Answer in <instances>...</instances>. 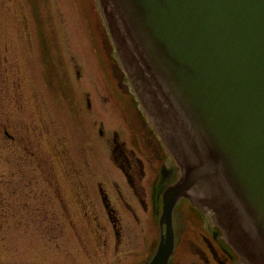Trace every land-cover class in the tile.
Wrapping results in <instances>:
<instances>
[{
  "label": "water",
  "instance_id": "obj_1",
  "mask_svg": "<svg viewBox=\"0 0 264 264\" xmlns=\"http://www.w3.org/2000/svg\"><path fill=\"white\" fill-rule=\"evenodd\" d=\"M106 10V0H102ZM122 52L181 179L150 264L174 250L182 197L214 212L246 264H264V0H109Z\"/></svg>",
  "mask_w": 264,
  "mask_h": 264
},
{
  "label": "rangeland",
  "instance_id": "obj_2",
  "mask_svg": "<svg viewBox=\"0 0 264 264\" xmlns=\"http://www.w3.org/2000/svg\"><path fill=\"white\" fill-rule=\"evenodd\" d=\"M109 3L106 0L105 10L102 0H91V4L88 0H0V69L9 73V79L0 80V177L9 171L4 162L7 156L3 127L11 121L19 125L9 124L7 129L17 138H28V153L45 155L48 171L44 174L32 171L36 169L28 165L29 185L59 187L65 192L60 195L64 198V188L90 182L89 171L92 185L103 172L121 181L120 170L109 158L99 129L107 134L108 129L118 128L131 147L136 144L128 126L129 109L117 97L121 94L118 79L111 66L105 64L106 54L92 42V34H98L101 23L104 37L106 28L109 32L112 55L126 74V85L137 94L140 106L143 101L138 96L141 87L145 92L146 87L130 77L133 65L128 64L122 52L127 34ZM117 72L123 74L119 69ZM6 85L8 88L1 91ZM148 118L153 122L151 113ZM159 131L163 133L160 128ZM18 152L13 149L14 173L19 164ZM62 153L70 156L72 165L63 162ZM85 154L87 160L83 158ZM168 156L179 167L181 178L180 165L169 152ZM146 164L150 176H154L157 169L150 162ZM148 180L147 185L151 182ZM14 181L21 184L19 175ZM106 185L111 187L107 177ZM208 213L213 218L214 212ZM33 219L23 226H0V247L10 250L14 261L19 259L20 263L21 257L27 258L28 264H70L68 261L76 257L87 262L77 241L80 238L86 242L83 222L72 221L70 225L61 220L56 225H46Z\"/></svg>",
  "mask_w": 264,
  "mask_h": 264
},
{
  "label": "flooded vegetation",
  "instance_id": "obj_3",
  "mask_svg": "<svg viewBox=\"0 0 264 264\" xmlns=\"http://www.w3.org/2000/svg\"><path fill=\"white\" fill-rule=\"evenodd\" d=\"M88 1L91 4V0ZM101 25L98 34H92V42L106 54L108 61L105 64L109 68L111 66L115 79H118L116 84L121 94H117V97L129 109L128 126L136 144L131 147L118 128L108 129L107 134L102 128L99 129L109 158L120 170L121 181L103 172L101 178L97 176L99 179L92 185L93 176L89 171L90 182L78 181L81 182L79 186L64 188V198L60 195L65 192L59 187L38 188L29 185L26 181V176L31 174L29 166L36 169L32 171L41 174L48 171L44 164L45 155L28 153V138H17L7 129L9 124L16 127L18 123L6 122L3 128L7 157L4 162L9 166V171L0 177V226L11 223L23 226L33 218L46 225H56L61 220L70 225L72 221L83 222L86 242L80 238L77 241L87 262L75 257L68 261L70 264H150L167 228L161 224L163 193L178 180L180 171L168 156L169 151L158 129L141 109L135 93L126 85V74L120 69L108 45L109 32L106 28L104 37ZM96 26L99 27L98 24ZM118 69L123 74H117ZM0 71L1 81L6 77L9 79L8 71ZM7 88L8 85L1 91ZM14 148L19 150L16 173L12 169ZM62 154L65 155L62 157L63 162L66 164L68 161L72 165L70 156ZM55 156L60 161L58 155ZM86 157V154L83 155L85 160ZM146 162L152 163L157 169L154 176H150ZM68 169H72V166ZM17 175L24 185L13 182ZM106 177L111 187L106 185ZM148 179L151 182L147 185ZM173 230L174 251L167 264H244L217 221L186 198L180 200L174 209ZM0 248V264H28L27 258L23 260L20 257L19 263V259L13 260L10 250L8 252Z\"/></svg>",
  "mask_w": 264,
  "mask_h": 264
}]
</instances>
